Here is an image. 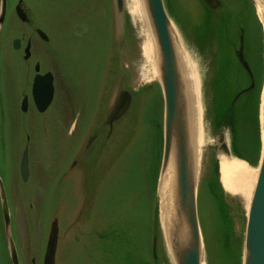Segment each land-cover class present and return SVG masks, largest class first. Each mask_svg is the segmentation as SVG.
<instances>
[{
  "label": "rangeland",
  "instance_id": "rangeland-1",
  "mask_svg": "<svg viewBox=\"0 0 264 264\" xmlns=\"http://www.w3.org/2000/svg\"><path fill=\"white\" fill-rule=\"evenodd\" d=\"M163 1L199 77L205 138L196 181L203 236L207 246L218 251H222L223 237L240 243L238 261L242 264L249 201L225 188L220 170L219 184L230 215L215 203L218 190L213 185L208 158L210 153L215 155L219 134L217 127L211 133L215 116L219 123L217 111L208 107L214 92L209 83L205 84V96L204 77L209 71L198 54L202 45L186 36L183 23L192 18L204 25L205 18L210 17L224 27L218 57L228 88L222 89V98L235 119L238 130L234 133L240 132L239 141L254 151L259 133L262 139L264 88V79L260 87L258 81L264 63V37L259 33L257 9L250 0H221L217 10L202 0ZM8 3L5 29L0 34V176L7 192L20 264H43L54 224L58 226L55 264H173L161 232L153 227L151 208L155 202L151 191L152 187L156 190V174L152 173V183L147 175L152 142L161 138L164 126L161 80L150 73L142 50V26L129 13L127 0L125 10L132 29L122 60L120 45L113 38V0H23L30 19L27 23L15 15L18 0ZM143 4L158 46L147 0ZM207 12H223L225 17H211ZM36 28L46 32L50 40H42ZM241 36L257 85L256 90L242 93L232 105L235 96L250 85L248 73L236 58ZM15 38L22 40L20 50L13 49ZM27 40L32 42L28 60L23 58ZM209 59L214 66L216 58ZM37 64L41 72L54 75L55 98L45 113L36 110L31 98ZM121 66V75L127 73L122 77L126 80L123 85L132 92L133 103L110 132L106 114L110 94L114 91L116 95L120 88L113 83L118 80ZM212 76L213 71L206 80L211 81ZM25 95L30 98L27 113L20 108ZM225 132L229 141V131ZM233 144L236 146L235 139ZM26 147L30 175L23 181L20 163ZM219 157L215 161L220 168ZM256 159L248 165L259 169L260 161ZM159 167L160 163L157 178ZM157 201L159 204L158 190ZM150 223L152 238L148 236L149 226L147 229ZM0 264H12L1 200Z\"/></svg>",
  "mask_w": 264,
  "mask_h": 264
},
{
  "label": "water",
  "instance_id": "water-1",
  "mask_svg": "<svg viewBox=\"0 0 264 264\" xmlns=\"http://www.w3.org/2000/svg\"><path fill=\"white\" fill-rule=\"evenodd\" d=\"M210 9L217 10L222 5L221 0H202ZM253 6L256 7L255 0H250ZM264 2V0H263ZM150 11V16L153 22L156 38L158 42V53L160 56V73L161 81L159 82L164 99V132H163V155L160 175L158 179V194L159 184L162 169L170 160L171 154L175 155L176 160V179L174 193V213L173 221L184 220L188 226V236L183 242L179 240L178 230L174 229L167 235L164 227L165 240L169 249V253L175 256L178 264H203L202 254L206 262V254L204 247V239L201 231V226L197 210V177L200 170V161L198 170H191V153L187 141V129L181 122L178 108V95L180 90V80L178 78L173 42L170 34L172 20L165 8L163 0H147ZM113 38L120 45L121 60L123 52L126 51L128 44V15L125 10V0H113ZM257 9V7H256ZM146 10V9H145ZM15 13L22 22H29L27 11L23 7V0H19L15 7ZM213 16L225 17L223 12H209ZM8 14V0H0V34L5 27ZM147 15V14H146ZM258 15V12H257ZM259 16V15H258ZM259 18L262 26V20ZM147 20L149 22L148 16ZM149 27L150 22H149ZM152 31V29H151ZM264 31V28H263ZM36 33L45 41L50 38L42 29L37 28ZM153 33V32H152ZM154 37V34H153ZM155 39V38H154ZM241 44L236 51L237 59L243 68L248 72L251 83L240 91L234 98L237 101L239 96L252 90L255 86V78L249 62L244 55V36H241ZM13 48L18 50L22 47V40L15 38L13 40ZM156 45V41H155ZM32 43L27 40L24 47V59H30ZM123 66L118 70V80L113 84L120 85L116 95L111 91L109 100L108 112L106 114V124L112 132L114 124L124 118L130 111L133 103L132 92L123 85L121 75ZM184 89L180 92H184ZM33 102L39 113H45L52 105L55 98L54 75L51 72L41 73L40 65L35 66V76L31 89ZM29 96L25 95L21 102V110L28 111ZM197 130L199 126L195 125ZM225 134L221 132L218 136V142L221 145L222 151L229 157H233L228 148V144L224 140ZM203 148V147H202ZM220 152V150H219ZM198 172V175H197ZM20 174L24 181H27L30 175L29 168V151L26 147L22 154L20 164ZM0 200L4 219V229L9 245V254L12 264H20L18 250L12 235L11 215L9 203L4 182L0 176ZM160 214V196L159 204L157 202ZM161 221V220H160ZM58 244V226L52 225L47 247L44 255L43 264H55L56 252ZM243 264H264V148L259 167L257 182L250 200L247 210L246 234L244 240V261Z\"/></svg>",
  "mask_w": 264,
  "mask_h": 264
},
{
  "label": "bare ground",
  "instance_id": "bare-ground-1",
  "mask_svg": "<svg viewBox=\"0 0 264 264\" xmlns=\"http://www.w3.org/2000/svg\"><path fill=\"white\" fill-rule=\"evenodd\" d=\"M255 2L258 15L262 20L264 28V2L263 0H255ZM127 9L133 18L138 20L142 26V33L144 36L142 50L146 61L150 64V73L154 78L161 80L159 68L161 60L158 48L155 45L153 33L149 27L143 0H127ZM170 28L176 69L180 80V90L178 91L179 117L187 129L188 147L192 156L191 170L195 171L199 168V161L205 138L199 77L192 59L181 40L179 31L174 24H171ZM182 88L184 92H180ZM196 124L199 126L198 130L195 126ZM261 127L262 141L264 143V88L262 90L261 100ZM219 159L222 181L225 188L243 197V199L248 200L250 203L257 182L259 169H255L246 162L236 157H229L226 154H220ZM175 179L176 160L172 152L170 160L161 172L159 184L160 214L162 225L167 235H169L168 233H171L172 230L177 229L179 240L183 242L188 236V226L183 219L176 220L177 222L173 221ZM171 258L173 264H178L173 253H171ZM202 260L203 264H207L204 260V254H202Z\"/></svg>",
  "mask_w": 264,
  "mask_h": 264
},
{
  "label": "trees",
  "instance_id": "trees-1",
  "mask_svg": "<svg viewBox=\"0 0 264 264\" xmlns=\"http://www.w3.org/2000/svg\"><path fill=\"white\" fill-rule=\"evenodd\" d=\"M207 14H209V16L212 17V15L209 12H207ZM205 20H206V23L202 25L200 23H197L192 18H190V20L184 19L183 28L185 32L187 33L186 35L187 37H192V39H194V41L197 44L202 45L200 49L203 52L202 54L204 56H208V57L213 56L214 59L216 58V60L214 61V66L216 67V69L214 71V66L212 65L213 76H212V80L209 81V84L211 85V88L213 89L214 95H213V99L211 103H208V107H210L211 109L213 107L214 110L217 111L218 121L220 123V120H221V123H220L221 126L229 125L232 128V131L234 133L238 129H237L234 117L230 115L231 113L228 110H226V102L222 98L223 97L222 89L224 90L228 88V83L226 81V74L224 72V67L220 66L219 64L220 61L218 57L219 47L222 46V43L224 41V36H223L224 27L216 19H215L216 21H214L210 17L209 18L207 17L205 18ZM257 23L260 28L259 33L261 36H263L261 23L259 22V20ZM188 41L190 42L189 38H188ZM262 78H263V71H260L259 81H261ZM205 96H208L206 90H205ZM234 134H238V133H234ZM260 146H261V141H260V136H259L258 140H256L255 155H259ZM235 151L239 157L246 158L247 155L244 153L245 152L244 148H242L241 150L236 148ZM161 155H162V138L158 137L157 143H156V139L154 140V142H152L151 158H150L151 165L149 167V170L147 169V175L149 177V182L151 183H152V173L153 172H155L156 179H157L158 164L160 163ZM252 162L253 163L256 162V159L253 158ZM215 169L216 170L213 171V175H212V180L214 179L213 185L216 184L217 190H218V195L216 197L214 196L215 203H218L219 207H223L226 211L229 212L230 211L229 205H227L223 199V195H222L223 190H221V187L219 184L220 183L218 179L219 172L217 171L218 170L217 165H215ZM148 195L149 194H147V197ZM151 197H152V200L155 202L154 207L151 208L153 211V214H152L153 227H154V230L159 229L160 231L159 218H158V207L156 204V190L154 187H152ZM149 213H148V217L150 218ZM148 226H149L148 236L151 235L150 238H152L153 228H151V223L147 225V229H148ZM223 238L224 239L222 241V251L221 250L218 251L213 248L210 249V247L206 245L208 264H239L238 259L240 257V253H239L240 243H237L235 240L232 241L231 239H230L231 241L229 242L228 238L226 237H223Z\"/></svg>",
  "mask_w": 264,
  "mask_h": 264
},
{
  "label": "flooded vegetation",
  "instance_id": "flooded-vegetation-1",
  "mask_svg": "<svg viewBox=\"0 0 264 264\" xmlns=\"http://www.w3.org/2000/svg\"><path fill=\"white\" fill-rule=\"evenodd\" d=\"M189 46L192 47V45H189ZM193 51L196 52L197 50H193ZM199 54L202 55V53H201L200 51H199ZM202 56H203V55H202ZM203 60H206V59L203 58ZM211 62H212V60H211V61H210V60H209V61H206L207 64H208V63H211ZM210 118H212V121H211V122L213 123V117H210ZM210 124H211V123H210ZM215 126H216V123H213V126H211V133H212L213 131H215V130H214ZM221 132H222V131H221ZM221 132H220V133H221ZM220 133H219V134H220ZM218 136H219V135H218ZM229 139H230V140H229V146H230V148H231V151L234 152L230 134H229ZM218 149H222L220 143L217 144L216 151H217ZM212 159H213V158H212V155H210V159H209V160H212Z\"/></svg>",
  "mask_w": 264,
  "mask_h": 264
}]
</instances>
